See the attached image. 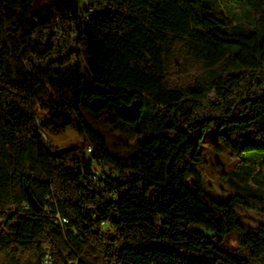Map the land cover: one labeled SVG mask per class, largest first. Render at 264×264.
Returning <instances> with one entry per match:
<instances>
[{
	"label": "trees",
	"instance_id": "obj_1",
	"mask_svg": "<svg viewBox=\"0 0 264 264\" xmlns=\"http://www.w3.org/2000/svg\"><path fill=\"white\" fill-rule=\"evenodd\" d=\"M58 14L81 28L80 59L26 70L28 52L49 50L29 33ZM80 108L107 109L142 140L115 156ZM69 126L88 143L47 150L43 134ZM211 130L239 165L222 201L196 167ZM8 144L19 150L13 200L0 196V264H43L46 251L52 264H264V222L245 228L235 212L264 214V0H0ZM236 230L248 258L221 244Z\"/></svg>",
	"mask_w": 264,
	"mask_h": 264
},
{
	"label": "rangeland",
	"instance_id": "obj_2",
	"mask_svg": "<svg viewBox=\"0 0 264 264\" xmlns=\"http://www.w3.org/2000/svg\"><path fill=\"white\" fill-rule=\"evenodd\" d=\"M80 112L87 124L106 140L108 151L115 156L124 155L126 149H129V147L134 148L142 140V134H134L136 127L119 119L107 109L102 110L98 116L84 108H80ZM214 135V130L207 131L204 134L201 151L205 155V161L203 165L196 167L202 176L206 192L217 201H222L233 193L223 173H228L230 178L235 179V175L229 173V171L233 170L236 174L238 172L236 168L239 165L233 163V157L225 148L220 151L214 149L220 146ZM48 138L54 146L60 148L70 145L83 146L88 143L85 133L79 132L73 126H69L61 132L50 134ZM3 150L6 153V148L2 147L0 150V196L7 202H11L15 191V183L7 172V158L1 155ZM234 181L239 182L238 179ZM10 207L11 205L7 208ZM235 212L245 228L255 227L257 223L264 222V214L243 205H238ZM221 244L247 257L246 249L239 242L237 230L222 239Z\"/></svg>",
	"mask_w": 264,
	"mask_h": 264
},
{
	"label": "built area",
	"instance_id": "obj_3",
	"mask_svg": "<svg viewBox=\"0 0 264 264\" xmlns=\"http://www.w3.org/2000/svg\"><path fill=\"white\" fill-rule=\"evenodd\" d=\"M79 6L78 16L87 17V11L90 8L85 3H80ZM28 36L33 45H48L49 47V50L43 55H35L31 52L27 53L23 59V63L25 69L28 71H31L34 66L51 69L65 68L75 64L80 59L82 51L80 37L82 36V31L78 22L71 18V14L68 17L61 14L56 15L51 23L35 28ZM91 153V146L86 145L84 147V155L90 159L91 178L93 181L99 183V179L102 176L101 165L91 159ZM56 219L62 224L67 223L66 219L58 215ZM43 264H52L48 251H46L43 257Z\"/></svg>",
	"mask_w": 264,
	"mask_h": 264
},
{
	"label": "crops",
	"instance_id": "obj_4",
	"mask_svg": "<svg viewBox=\"0 0 264 264\" xmlns=\"http://www.w3.org/2000/svg\"><path fill=\"white\" fill-rule=\"evenodd\" d=\"M2 147L6 148V153H5V157L7 158V161H6L7 166H6V168H8V165L11 162V158L8 155V152H10V151L18 152L19 149H18V147L16 145H13V144L4 145ZM14 193H15V191H14ZM13 196H14V194H13Z\"/></svg>",
	"mask_w": 264,
	"mask_h": 264
},
{
	"label": "water",
	"instance_id": "obj_5",
	"mask_svg": "<svg viewBox=\"0 0 264 264\" xmlns=\"http://www.w3.org/2000/svg\"><path fill=\"white\" fill-rule=\"evenodd\" d=\"M85 32H86V33L88 32V30H87L86 27H85ZM43 136H44L45 141H46V148H47V150L50 151V141H49V138H48L45 134H43Z\"/></svg>",
	"mask_w": 264,
	"mask_h": 264
},
{
	"label": "bare ground",
	"instance_id": "obj_6",
	"mask_svg": "<svg viewBox=\"0 0 264 264\" xmlns=\"http://www.w3.org/2000/svg\"><path fill=\"white\" fill-rule=\"evenodd\" d=\"M1 155H2V157H5V151L4 150L1 152Z\"/></svg>",
	"mask_w": 264,
	"mask_h": 264
}]
</instances>
